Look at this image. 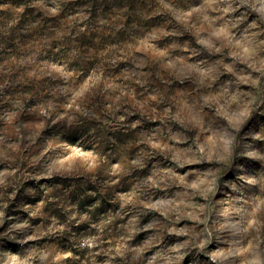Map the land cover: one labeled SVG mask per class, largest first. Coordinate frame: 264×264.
Returning <instances> with one entry per match:
<instances>
[{
    "label": "rangeland",
    "instance_id": "rangeland-1",
    "mask_svg": "<svg viewBox=\"0 0 264 264\" xmlns=\"http://www.w3.org/2000/svg\"><path fill=\"white\" fill-rule=\"evenodd\" d=\"M0 264H264V0H0Z\"/></svg>",
    "mask_w": 264,
    "mask_h": 264
}]
</instances>
